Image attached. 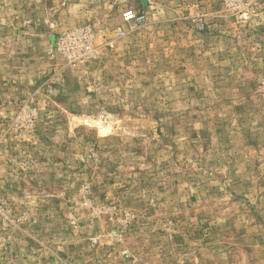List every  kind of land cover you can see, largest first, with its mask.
<instances>
[{"label":"rangeland","instance_id":"rangeland-1","mask_svg":"<svg viewBox=\"0 0 264 264\" xmlns=\"http://www.w3.org/2000/svg\"><path fill=\"white\" fill-rule=\"evenodd\" d=\"M0 264H264V0H0Z\"/></svg>","mask_w":264,"mask_h":264},{"label":"built area","instance_id":"built-area-1","mask_svg":"<svg viewBox=\"0 0 264 264\" xmlns=\"http://www.w3.org/2000/svg\"><path fill=\"white\" fill-rule=\"evenodd\" d=\"M125 18L128 19V20H132V19H137L138 16L135 12L133 11H128V12H125Z\"/></svg>","mask_w":264,"mask_h":264},{"label":"bare ground","instance_id":"bare-ground-1","mask_svg":"<svg viewBox=\"0 0 264 264\" xmlns=\"http://www.w3.org/2000/svg\"><path fill=\"white\" fill-rule=\"evenodd\" d=\"M108 131V129H106V128H102V132L103 133H106Z\"/></svg>","mask_w":264,"mask_h":264}]
</instances>
